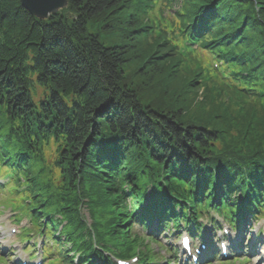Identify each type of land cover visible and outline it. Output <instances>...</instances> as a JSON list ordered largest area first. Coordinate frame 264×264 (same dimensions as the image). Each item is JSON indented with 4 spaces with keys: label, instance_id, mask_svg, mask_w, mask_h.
Wrapping results in <instances>:
<instances>
[{
    "label": "trees",
    "instance_id": "16d2710c",
    "mask_svg": "<svg viewBox=\"0 0 264 264\" xmlns=\"http://www.w3.org/2000/svg\"><path fill=\"white\" fill-rule=\"evenodd\" d=\"M146 1L68 0L41 20L21 0H0V158L22 156L23 173L33 181L44 147L56 140L62 185L59 192L47 177L35 191L44 198L38 209L54 207L76 227L80 193L92 208L118 204L117 216H101L104 234L115 228L113 238L123 235L115 224L125 211L120 195H111L116 175L124 185L132 181L136 203L147 182H167L174 193L192 198L201 197L195 187L205 188L216 172L222 191L246 175L255 187L264 184L263 115L251 118L253 102L246 112L231 110L227 94L243 106L249 98L238 86L206 83L199 67L176 69L172 45L143 18ZM194 18L216 48L233 50L234 66L257 85L259 100L264 0H187L182 21L191 26ZM87 183L96 202L82 191ZM36 220L41 225L38 214Z\"/></svg>",
    "mask_w": 264,
    "mask_h": 264
},
{
    "label": "rangeland",
    "instance_id": "374dc122",
    "mask_svg": "<svg viewBox=\"0 0 264 264\" xmlns=\"http://www.w3.org/2000/svg\"><path fill=\"white\" fill-rule=\"evenodd\" d=\"M156 2H157V6H160V4H162L164 1L163 0H156ZM170 14H171L170 12H166L164 14V17L165 16L170 17L171 16ZM155 20L160 21V17L158 15H156ZM163 20L161 21V23L164 24ZM89 31H91V32L95 31V27L91 24L89 25ZM194 52H197V51L194 50ZM200 59L202 60L204 67H208L211 65V64H205V62L208 61L206 56H202V57H200ZM35 88L38 89V92L40 94L39 96L45 98V89L43 87L38 86V85ZM231 109H236V107L231 108ZM58 145L59 144L56 142L55 144H53L51 146L50 149H48L46 151L45 161L48 164L55 163V160L60 156L58 154V151H57ZM55 174H56V177L59 176V172H55ZM61 178L62 177H59L60 180H61ZM3 182L6 183L7 181L6 180L1 181V183H3ZM61 182L62 181H60L58 184L60 185ZM13 198H14V196L12 195L11 191H7L5 188H2V190L0 191V256H3V257L7 256L8 257L10 255L9 258L10 259L13 258L10 261V264H18V260L22 256H25V255H23L21 250L28 246V244H22L21 243V241L19 240V235L21 234V232H22L21 229L23 227L31 228V224H30L28 218H23L20 223H16V220H15V214L16 213H14L10 207V205H12V201L14 200ZM8 206H9V208H7ZM1 208H3L4 210H2ZM83 214H84L85 218L88 220V222L90 223L88 210L84 208ZM251 224L255 228H258V229L261 228L264 230V220H259L257 222L253 221V222H251ZM11 229L16 230L17 234H15V235L10 234ZM244 232L249 233V228L247 227L246 229H244ZM147 233L149 234V231H147ZM251 233L253 234L254 232H251ZM35 242H36V244H38V248H42L43 245L45 244V243H43V239H41V238L32 239L30 241V244H34ZM11 244L13 245L12 247H10ZM152 246L155 248V246L153 244H152ZM244 246L246 247L247 245L244 244ZM240 256L246 257L247 255L242 254ZM156 257H157L158 261L161 262L160 264H166V262H165L166 258H168V259L171 258V260H172V257H169V255H167L166 252H163L161 250V248H156ZM258 261H257L258 262L257 263L256 260H253V259H250V261H248L244 258H240V260L237 262V264H260L259 259H258ZM213 264H218V263L213 261Z\"/></svg>",
    "mask_w": 264,
    "mask_h": 264
},
{
    "label": "water",
    "instance_id": "95a60500",
    "mask_svg": "<svg viewBox=\"0 0 264 264\" xmlns=\"http://www.w3.org/2000/svg\"><path fill=\"white\" fill-rule=\"evenodd\" d=\"M21 2L32 15L41 20L68 5V0H21Z\"/></svg>",
    "mask_w": 264,
    "mask_h": 264
}]
</instances>
